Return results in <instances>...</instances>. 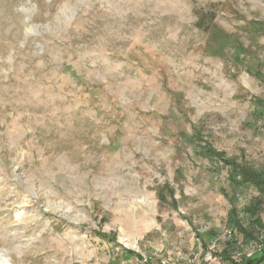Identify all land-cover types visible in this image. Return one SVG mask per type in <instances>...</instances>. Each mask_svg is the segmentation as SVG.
<instances>
[{
	"label": "rangeland",
	"instance_id": "obj_1",
	"mask_svg": "<svg viewBox=\"0 0 264 264\" xmlns=\"http://www.w3.org/2000/svg\"><path fill=\"white\" fill-rule=\"evenodd\" d=\"M262 103L264 0H0V264H240Z\"/></svg>",
	"mask_w": 264,
	"mask_h": 264
},
{
	"label": "trees",
	"instance_id": "obj_2",
	"mask_svg": "<svg viewBox=\"0 0 264 264\" xmlns=\"http://www.w3.org/2000/svg\"><path fill=\"white\" fill-rule=\"evenodd\" d=\"M212 21L213 18L208 17L207 20H204L203 25H208ZM258 77L261 80V77ZM256 107L264 109V104H257ZM220 160L232 166L230 180L235 186L240 187L242 190L253 188L258 194L254 200L244 207V218H239L238 215L230 211L228 222L236 233L242 237L241 246L260 242V236L263 238L261 233L264 231V224L262 223L260 215L261 207L264 204V171L256 170L249 164L228 162L223 158H220ZM230 244L233 247L231 250L240 248V245L235 240H232ZM251 257H243L240 264H264V246Z\"/></svg>",
	"mask_w": 264,
	"mask_h": 264
}]
</instances>
